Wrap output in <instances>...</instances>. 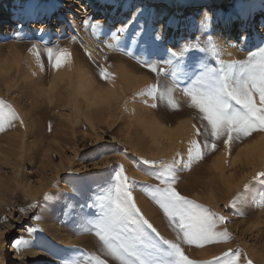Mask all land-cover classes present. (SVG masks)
<instances>
[{
  "label": "rangeland",
  "instance_id": "obj_1",
  "mask_svg": "<svg viewBox=\"0 0 264 264\" xmlns=\"http://www.w3.org/2000/svg\"><path fill=\"white\" fill-rule=\"evenodd\" d=\"M85 1L65 0L64 6L60 3L62 14L52 12L47 21L46 16L37 19L29 16L34 13L28 14V11L17 12L13 17L12 13H0V23L8 17L1 25L2 31L14 26L24 30L18 32L19 35L9 33L0 39V99L11 104L23 120V124L14 121L11 127L0 131V253L5 244H13L18 238L26 241L29 248L27 254L21 256L13 253L10 264H62L65 259L77 256L78 250L103 257L101 242L94 231L87 230V221L93 218L94 212L86 206L112 187L118 164L123 166L129 182H136L132 196L145 217L164 238L175 239V233L166 227L162 210L151 199V191L140 187L159 183L147 174L158 168L144 165L140 158L171 160L174 153L179 152L180 159L187 163L190 141L202 139L195 137L191 127L192 124L199 126V121L183 95V82L173 93L180 105L176 110L159 100L136 95L146 86L157 85L163 91L174 86V82L170 75L161 74L158 78L143 67L142 59L134 54L135 46L133 52L130 48V55L125 54L129 48L114 51L105 47L92 28H86L83 23L86 19L101 22L105 16L100 15L101 9L95 12L85 9ZM202 1L188 2L190 5L183 12L184 17H191L194 28L183 36L181 45L199 37L205 51L190 52L183 62L177 63L187 67L200 59L218 67V61L245 60L250 51L264 44V0H241L235 8L234 37L247 28L254 40L235 57H227L219 51L223 27L220 16L228 10L232 0H217L216 4H211L216 8L218 5L222 11H216L221 15L213 16L214 21L211 18L213 25L208 31L200 29L203 13L188 12L192 7L199 9ZM49 5L53 7L52 0ZM136 20L133 19L129 27L137 32L142 29L138 42L143 45L144 39L150 37V29ZM191 21L188 19L183 26ZM62 28V33L50 41L39 35L47 29L59 32ZM74 35L75 42L71 39ZM209 35L219 55L211 52ZM48 47L66 48L71 53L70 59L62 65L68 70L59 79L62 66L53 69L48 64L45 51ZM37 52L38 73L32 72L29 64V57ZM98 65L111 74L108 80L99 77ZM158 67L168 66L160 64ZM123 73L126 75L122 76ZM89 89L108 98L91 99L86 91ZM154 102L156 108L150 106ZM153 120L167 132H175L174 136L172 133L175 139L169 141L164 137L154 142L147 128ZM186 125H190L191 130ZM125 151L127 155L123 154ZM177 168H183V164L178 163ZM259 172H264V133L260 132L233 142L230 152L220 144L216 151H206L203 160H193L189 168L176 172L177 188L182 195L222 212L229 221L222 227L228 229L230 239L203 248L184 245L189 259L206 264L231 248L242 253L240 264H247L248 260L252 264H264V178L253 179ZM245 184L249 185L247 190ZM45 194L50 196L47 202ZM238 194L240 201L235 208L223 207ZM33 203L38 206L29 207ZM35 248L39 253L31 260L30 254ZM110 264H113L111 260Z\"/></svg>",
  "mask_w": 264,
  "mask_h": 264
},
{
  "label": "snow or ice",
  "instance_id": "obj_2",
  "mask_svg": "<svg viewBox=\"0 0 264 264\" xmlns=\"http://www.w3.org/2000/svg\"><path fill=\"white\" fill-rule=\"evenodd\" d=\"M209 21L210 17L205 12L200 22L201 31L209 30ZM83 23L86 28H92L94 35L104 36L105 47L114 51L127 49L128 43L137 44L138 37L142 34L141 29L128 40L126 34L129 24L121 25L110 32H101L103 26L99 21L92 23L86 19ZM71 39L75 42L77 37L74 35ZM155 39L159 40L160 36L156 35ZM122 40L125 41L124 44L121 43ZM208 44L211 52L219 55L211 35ZM45 51L48 64L53 69H59L71 57L66 48L48 47ZM193 51H205L199 44V37L186 41L181 45L180 51L169 49L167 58L140 61L143 67L155 73L158 78L161 74L170 75L174 86L161 91L157 85H149L136 93L137 96L151 97L153 101L159 100L176 110L180 105L173 93L183 82V95L188 100V107L194 110V118L199 121V126L192 124L191 127L195 137L202 139L190 141L187 163L180 159L179 152L174 153L171 160L140 158L144 165L158 168V171L147 174L159 183L155 186L142 184L140 187L151 191V199L162 210L167 221L166 227L172 229L175 239L164 238L145 217L132 196V186L136 182H129L123 166L118 164L112 187L105 195L97 196L86 206L94 212L93 218L87 221V230L94 231L101 242L103 257L78 250L77 256L65 259L62 264H110V260L113 264H199L189 259L184 245L203 248L205 245L230 239L228 229L222 227L229 222L228 217L182 195L177 188L176 172L189 168L193 160H203L206 151L214 152L220 144L230 152L233 142L251 137L254 132L264 133V44L257 50L250 51L247 59L227 63L218 61V67H212L200 59L187 67L177 63L183 62L186 54ZM125 54L130 55V50H126ZM37 55L39 56V52ZM160 64L168 67H158ZM98 69L99 77L108 80L111 74L107 69L100 65ZM150 106L156 108L157 104L154 102ZM14 121L23 124L16 109L0 99V131L11 127ZM123 154L127 155L126 151ZM178 163L183 164V168L178 169ZM260 178H264V172L253 177L254 180ZM248 188L249 185L245 184L244 189ZM49 199L50 196L45 194L44 201ZM239 201L238 194L223 207L235 208ZM37 206L33 203L29 207ZM25 243L27 242L22 238H18L13 241V246L19 250ZM241 255L239 249L234 251L229 248L206 264H240ZM247 264H252V261L248 260Z\"/></svg>",
  "mask_w": 264,
  "mask_h": 264
},
{
  "label": "bare ground",
  "instance_id": "obj_3",
  "mask_svg": "<svg viewBox=\"0 0 264 264\" xmlns=\"http://www.w3.org/2000/svg\"><path fill=\"white\" fill-rule=\"evenodd\" d=\"M1 1L2 3L4 2V5L0 7V13L1 12L3 14L12 13L13 14L12 17H13L15 16L14 14L17 12L28 11V14L29 12L34 13V15H29V16L35 17V18L37 17V19H39V16H42V15L46 16L45 21H47L48 16L52 12H57L58 16L62 14L61 8L62 6H64L65 0H52V5H53L52 8L49 5V0H38V1L37 0H1ZM192 1H197V0H86L83 3V5L86 4L85 9L91 10V12H95L101 9L100 15L105 16V19L103 21L101 20L100 22L103 26L101 29V32H110L112 30H115L119 28L121 25L129 24L135 18H137L136 21L141 22L145 26H148L150 29V37L148 36L149 38H147L146 40L144 39L145 43L143 42V45H141V43L139 42L137 44H131V43L127 44V49L128 48H129L128 50L133 49L131 50L132 52L136 48L134 54L136 55V57H139L138 59H142L143 61V60L150 59V58L151 59L167 58L169 49L174 51L178 48H181V43H183L182 41L184 38L183 36H187L190 33V31L194 28V24L191 21L192 20L191 17L188 15L187 17H184V13H183L186 10V8L190 5L189 3H192ZM240 1L241 0H232L227 6L228 10L225 11L224 14H222V16H220L221 12L216 14V11L222 8H219L218 5H217V8L216 6L212 7L211 5V4H216L218 2L217 0H214V1L213 0H203L202 1L203 5L199 9L196 7H192L188 10V12L197 13L198 15L201 13L205 14V12H207V14L210 17V21H211V18L213 20V16H217V15L220 16V19L223 22V27L221 28L220 39H221L222 44H220L221 46L219 47V51L224 52L227 55V57H235L239 50H243L247 48L254 41L249 31L247 30V28L241 29L238 33V36L234 37L233 35V30L235 28L234 18L236 16L235 8L240 3ZM133 2L138 3V4H135ZM60 3L62 4L61 7H60ZM27 4H29L31 8H29ZM222 4L224 7L225 3H222ZM188 19L191 21V23L188 24L186 27H184L183 25L184 23L186 24V21ZM210 21H209V24L211 26L213 25V23L212 21L211 22ZM262 23H263V28H264V20L262 21ZM9 24L10 23H8L7 25ZM2 29L3 28L1 26L0 27V39L6 38L9 35V33L14 34L16 32L24 31L22 29L20 30L17 26H14L13 28L11 27L10 28L11 30L6 31V32L2 31ZM180 29H182L181 32L179 31ZM62 31H63V28L59 32L57 31L53 32L50 29H47L46 32L39 33V35L43 37L44 40L50 41L54 39L56 36L60 35ZM127 32L129 34L127 33L126 38L130 40L133 34L136 33L137 31L136 30L131 31L130 27H128ZM156 35L160 36L159 40L155 39ZM97 37L99 40L103 42L105 41L104 36L101 35ZM242 37H246V39L242 40L241 39ZM121 43L124 44L125 41L122 40ZM167 43H170L171 46L169 47ZM29 64L31 66L30 68L32 72H36V73L39 72L38 70L40 66V58L37 55V53L29 57ZM131 68L133 67L131 66ZM136 69L134 68L133 70H136ZM59 70H60V73L57 76L58 79L62 75L63 72L66 73V70H68V68L67 66H64V67L62 66ZM124 74L125 73H123L122 76ZM57 83H59V80ZM136 85H138V83ZM50 90L52 92L53 89H50ZM86 91L88 95L91 97V99H95L96 101H101V100L108 98L107 95L94 94V92L91 91L90 89ZM156 121L157 120H155V122ZM155 122L151 123L150 126L147 127L148 130L151 132L152 139L154 142H158L160 138H164V137L166 138V140H169V141H172L175 139V137H172V133L174 136L175 132H170V131L167 132V130L163 128L162 125H160L158 121H157L158 123H155ZM183 126L184 125H182L181 128H183ZM186 127L191 130L190 125L189 126L186 125ZM28 192L29 194L32 195L30 189H28ZM28 251H29V248L26 245V243L21 245L19 250H17L13 246V244H5L2 247V251L0 253V264H10L8 262L10 261V259L13 258V253L16 254L17 256H21L23 254H27ZM38 253H39V249L35 248L34 250H32L30 254L31 260L36 259L38 256ZM31 260L29 262H31Z\"/></svg>",
  "mask_w": 264,
  "mask_h": 264
}]
</instances>
